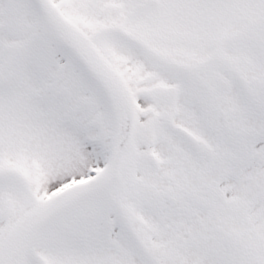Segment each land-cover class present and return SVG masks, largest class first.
<instances>
[{
    "label": "snow or ice",
    "instance_id": "obj_1",
    "mask_svg": "<svg viewBox=\"0 0 264 264\" xmlns=\"http://www.w3.org/2000/svg\"><path fill=\"white\" fill-rule=\"evenodd\" d=\"M0 264H264V0H0Z\"/></svg>",
    "mask_w": 264,
    "mask_h": 264
}]
</instances>
